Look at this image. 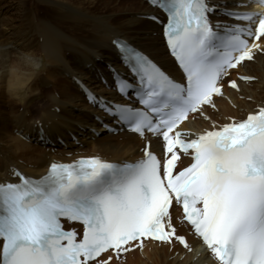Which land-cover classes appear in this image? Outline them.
Here are the masks:
<instances>
[{
  "label": "snow or ice",
  "instance_id": "obj_1",
  "mask_svg": "<svg viewBox=\"0 0 264 264\" xmlns=\"http://www.w3.org/2000/svg\"><path fill=\"white\" fill-rule=\"evenodd\" d=\"M147 2L152 11L141 18L159 26L180 79L121 37L111 44L126 71L108 64L97 76L126 102L74 78L98 123L147 142L142 156L51 162L38 178L11 168L17 182H0V264H111L147 241L191 252L173 222L177 208L214 264H264V102L220 119L215 100L226 87L240 90L232 70L264 55V11L247 10L249 0ZM190 117L209 126L184 131Z\"/></svg>",
  "mask_w": 264,
  "mask_h": 264
},
{
  "label": "bare ground",
  "instance_id": "obj_2",
  "mask_svg": "<svg viewBox=\"0 0 264 264\" xmlns=\"http://www.w3.org/2000/svg\"><path fill=\"white\" fill-rule=\"evenodd\" d=\"M249 4L251 8V0ZM150 11L144 0H0V102L7 105L0 108V182L16 181L9 171L13 167L38 177L53 158L69 161L99 155L121 161L141 157L144 140L139 136L127 131L101 136L105 129L95 119L98 109L85 100L75 79L94 92L117 97L97 76L104 65L121 68L111 44L115 37L128 40L168 72H177L159 26L141 18ZM25 55L33 57L34 63L25 64ZM235 72L254 80L242 81L231 74L240 90L226 87L215 98L218 115L224 114L220 119L240 117L264 102V55L244 62ZM38 123L43 125V138ZM208 126V121L190 117L183 129L199 133ZM160 147L161 142L153 138L151 149L160 153ZM178 229L185 232L184 225ZM188 242L191 252L178 244L148 241L141 250L137 248L135 262L214 264L198 239L188 236Z\"/></svg>",
  "mask_w": 264,
  "mask_h": 264
},
{
  "label": "rangeland",
  "instance_id": "obj_3",
  "mask_svg": "<svg viewBox=\"0 0 264 264\" xmlns=\"http://www.w3.org/2000/svg\"><path fill=\"white\" fill-rule=\"evenodd\" d=\"M123 1H129V0H123ZM7 105H5V103L4 102H0V108H4V107H6ZM35 113V112H34ZM219 116L220 117H223L224 116V114L223 113H221V112H219ZM101 134V136H103V135H105L104 134V132H102V133H100ZM89 140V139H88ZM70 154V156H71V153H69ZM139 250H141V249H139ZM138 254V251H137V248L135 249V250H133V251H130V252H128V253H126V254H123L122 256H121V258H120V260H117L116 261V259H113L112 260V262H111V264H125L126 262H132V263H134V264H136V262H135V257H136V255ZM127 264V263H126Z\"/></svg>",
  "mask_w": 264,
  "mask_h": 264
},
{
  "label": "clouds",
  "instance_id": "obj_4",
  "mask_svg": "<svg viewBox=\"0 0 264 264\" xmlns=\"http://www.w3.org/2000/svg\"><path fill=\"white\" fill-rule=\"evenodd\" d=\"M39 66H40L39 63H37V64H36V67L39 68Z\"/></svg>",
  "mask_w": 264,
  "mask_h": 264
}]
</instances>
